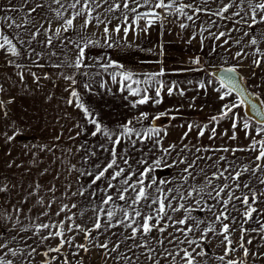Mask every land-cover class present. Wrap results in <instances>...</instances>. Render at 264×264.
Here are the masks:
<instances>
[{
    "label": "crops",
    "instance_id": "obj_1",
    "mask_svg": "<svg viewBox=\"0 0 264 264\" xmlns=\"http://www.w3.org/2000/svg\"><path fill=\"white\" fill-rule=\"evenodd\" d=\"M35 1L43 2V0ZM129 2L131 4V0H129ZM140 2L142 4L143 0H140ZM155 2H157V0H151L150 5L138 7L137 12L135 13L123 8V0H108L107 3H102V6L97 8L93 12V16L99 14L101 19L110 20V30L116 25L121 26V32L118 34L113 32L111 34V40L107 42L104 39L103 25H100V27L97 28L94 26L95 22H93V25H90L86 31H83L79 28V25L83 22V18H80L76 22V29L74 31L72 30L70 35L66 37L69 41L72 42V45H74V51H72L75 53L74 61H76L77 56L79 55L76 45L79 44L81 47H84L85 44L88 45L84 49V61H88V65H90L89 69L87 68L86 70H81V72H79V69H76L74 66H72L74 64V62L72 63V58H66L67 61L69 60V63L67 62V64H64V66L62 63L60 64V66L59 64H56V67L51 68L49 75L56 77V81H58V84H54L53 89L54 91L60 92L65 91L66 88H73L74 86L69 80L64 79L65 76H74V79L76 81L79 76L84 74L92 76L101 75L102 81L105 84L104 86L106 88V91L109 92L106 97V101L109 102L111 99L115 100L112 97L113 95L111 94L117 93L119 98L121 96L124 97L125 100L123 102V109L126 111L128 91L126 90V88H123L122 85L130 82L123 81L122 75L131 74L133 80H138L140 82L139 84H134L133 87L139 88L141 90V95L146 93L149 97H152L147 103L139 104L136 106L138 107V109L135 110V116L140 117L141 113H146L148 116L147 121L149 120L150 123H153L152 117H154L155 112L160 111V104H157V106H155V99H160L162 103H169L174 106V104H176V101H178V97H181L180 99H182V95H180L181 92L184 93L185 91H189L190 95H192L194 91H199V89L201 88V84L204 85V87L202 88L203 92L206 93L208 97H210L209 99L204 98V100L199 101L198 103L192 102L190 100L186 101L187 103H193H190V108H192L191 106L200 108L199 116L201 117H199L198 121H191L188 118V114L187 116H185L186 118L179 121L184 125V128L187 131L189 124L195 125L191 132L188 131V136L199 141L200 143L204 142L202 147H199L197 146V144H195L191 147L188 146V149L184 150L188 152L194 151L193 158H195L189 161H196V163L193 165V168L190 170L193 172V176L188 177L187 181H185L184 177L188 174L182 173L183 176L178 179V174L180 173V170H178L180 167L179 164L177 167H173V173L170 174L169 181H167L166 183V186L170 189V192L168 191L166 195H168L169 199H171L173 207H178L179 204L183 203L188 208L192 209L190 213H186L183 209L179 212H173L169 209L168 215L171 216L173 220L184 218L186 215H190L192 217V219H189L187 221L186 225H176L175 227H186L194 225L197 221H200L198 227H196L192 233H189V238L199 241L201 237L200 229H205L209 225H214L217 230L221 228V225L219 223H215L214 213H218L222 209L223 205L217 204L216 200L211 199L207 193L212 190L213 186L219 187L224 183H228L234 187L232 181L225 180L224 178L212 179L211 185L208 184V180L213 177L214 173L218 175L219 171H222L224 168H229V170L232 171L230 166L233 164V162H235L236 170H240L245 166L254 167L256 163H259L258 161H255V156L258 154L257 152L245 150L237 151L235 152V154H233L231 149H249V145L252 144L253 141H260L261 139H264V134L257 135V132L261 129L262 126H264V123L259 124L253 119L249 118L244 112L243 104H241L240 107L233 109L235 116H233V113H229L227 117H224L223 119H220L218 121H213L210 119L211 117H219L221 114V109L224 107V105L227 104L231 106L232 103L240 101L237 95L233 92L224 100H221L220 95L222 94V92L226 91L227 88L225 87L222 89L220 87V82L216 78L212 79L210 77V73L219 69L235 67L236 71L240 74L242 81L246 85L248 91L259 99L264 110V23H257L252 28H248L246 24L235 23V21L238 20L239 17H232L230 19L222 20L216 16L207 15L204 12L194 15L191 10L186 8L185 12L188 15H193L194 18L193 20H188L186 16H182L179 13L177 21L179 25V31L175 32L174 30H168L169 27H164V23L166 22L162 20L161 17L167 15V12L175 10L176 7H179L181 4L187 3H192L194 8L199 6L209 8L212 12H215L222 6V3H228L229 0H209L207 4H205L204 0H165L166 3L173 4V7L170 9H156L152 7ZM116 3L121 4V7L119 9H117L115 12L107 11L109 6H114ZM237 4L238 6L230 9V12L240 10L248 12L246 4H239V0H237ZM132 6L135 7L136 5ZM28 8L29 7L24 4L23 10L28 11ZM56 8L57 6L55 5V9ZM44 10H48V8L46 7ZM146 11H155L159 15V17L163 11V16H161L159 19L150 18L153 19V23L150 27H146V21L144 19L139 20L136 24L132 23L138 13H144ZM125 16H127V21H125L124 19ZM25 17L26 14L23 12V18L25 19ZM247 18L248 17L246 16V19ZM257 19L259 20V16L257 17ZM213 21H215V24L212 23ZM250 22L251 21L249 20V23ZM181 23L187 25V27L181 29ZM124 27H128L129 29L127 37H125L123 32ZM204 29H209L212 33H218L220 31L229 33L228 36L223 38L228 39L229 43L223 45L222 47H218L217 45L222 44V40L215 41L211 38H208L209 31H205ZM245 32H247L248 35H244ZM253 39L257 41L255 45L251 43ZM90 41H96V43L92 44L90 43ZM201 41H203V43H201ZM33 42L34 43L32 44L35 45V41ZM64 42L65 40L63 38L59 39V48L62 51H64ZM32 44H27L25 48L23 47V51L25 52L23 53H28L30 58V55L32 54L29 52L32 50ZM109 44H111V47L108 46ZM213 49L215 50L213 51ZM53 50V48L50 49L48 47H39L38 53H40V55L37 58L39 60H45V56L49 54L51 55L53 53ZM67 50L68 49H65L66 52ZM238 51L242 53L240 57L236 56V53ZM129 52H137L155 56L157 61L155 69H150L152 65L149 64V66H145V70H140L143 63H134V61L137 60L127 59L125 55ZM164 54H166V57L163 56ZM176 54H179L182 59L189 60L190 65L188 68L174 70L176 69L174 68V64L177 61ZM197 60L198 63H194V61ZM255 60L261 61L259 66H256V64L254 63ZM148 63L149 62H147V64ZM109 64H111L112 66L105 69L104 66ZM164 64L165 66L167 65V67L170 68L165 70V68H163ZM41 66L42 63L40 62L38 68H40ZM128 66L138 67L135 68V70H139L130 71L127 69ZM47 69L45 68L42 70L40 68V70H38L39 77L46 76ZM160 73H163V75H160ZM113 75L116 76L115 81L112 79ZM157 88H160L159 97H156ZM168 88H171L173 90L172 95L168 94ZM40 90L41 89H39V91ZM41 92L42 90L40 91V93ZM40 96L41 98L43 97L42 95ZM67 99L68 98L66 97V100ZM134 99V101H136L140 99V96H134ZM59 113L61 115V111H59ZM62 120L65 124H72L69 117H66L65 120L63 117H61V124ZM170 122L171 121L169 119L166 122V125ZM234 122L237 124V127L235 129L232 127ZM138 123L142 124V120H138ZM245 123L248 124L247 129L244 128ZM205 125H207V128H205V135L199 136V129L203 128ZM212 128H215L216 135L212 139H209V137L212 136V132L210 131V129ZM233 133H235V139L231 138ZM224 138L229 140V145L225 147L230 149L228 152L217 150L223 149L221 145L217 144V142L207 144L208 141ZM60 139H67V137L66 135H62ZM60 139H57L58 141H56L55 147L57 146V149L61 151V154L63 156L68 155V151H63V146L65 145V143H63L64 141H60L59 144ZM122 139H125V136H123ZM196 148H201V151L196 152ZM257 148H259V144H257ZM180 149L181 148H176L175 151H179ZM204 149L209 150L207 151V153H205ZM175 151H173V153ZM72 153L73 151L70 152V155H72ZM61 154L58 155L62 156ZM221 156L225 157V159L220 160L219 158ZM197 157H202V159L197 160ZM208 157H211V159H208ZM172 160H175L174 157L172 158ZM39 167V175L37 177L35 176L32 179H25V181H21L18 178L20 176L16 175L12 180L2 181L1 184H6L7 189L13 187L22 189V191L17 190L12 192V194H15V197L22 196V194H24L23 197L27 196L28 198L24 197V199L19 200L22 213L19 212L16 217L6 215L8 208H0V235H33L36 225L40 223L52 224L61 221L64 223V225H66L65 236H73L78 234L79 231H67V227L69 225H71L74 229L77 225H79L77 224V222L73 221L74 219H68L69 215L73 213L71 208L69 209L68 207H66L65 211L60 212L58 216L56 215V213L59 212L62 207L67 206V201L62 202L58 209L52 208V203L47 199V180L45 178L47 167L42 165H40ZM55 168L62 171L63 168L66 167H62V165L59 164L56 165ZM69 168L72 169L70 166L67 170H69ZM232 174L234 175V172H232ZM228 175L229 173L226 172L225 176ZM257 177H259L260 179H264V173H261L259 171H257L256 175L244 173L241 177V181L254 186L253 190L259 192L264 190V185L259 184ZM22 182L26 183L24 184ZM193 186H195L197 189L202 190L199 191V193L194 192L193 198L181 200L180 196H187V192L191 191ZM29 193H32V195H29ZM244 194H249V189L244 188L243 184H241L240 188L235 191V195L242 196ZM214 195L215 193L213 192V196ZM173 197H175V199H172ZM221 197L223 199H227V196L224 193L221 194ZM197 200H200L199 206L196 203ZM38 201L41 202L38 203ZM17 202L18 201L15 200L16 207H18ZM25 203L28 204L24 205ZM3 204L5 205V203ZM49 204L51 205L50 208L47 207V205ZM233 204H235L236 209L239 210L233 209ZM209 206H212V211L208 210ZM253 207L257 209V212L253 213L252 219L247 223H242L244 219V205L237 200H233L229 203V212L231 213L232 217L236 218V220L235 223H232L231 220L224 221V223H229L230 227L234 229V231L231 232V239L233 240V246L236 248V251L233 252L230 257H226V260L233 259L237 261H243V264H264V238H262L264 237V232L251 231L254 229H259L261 223H264V196H259L258 202L253 205ZM201 208H203V210H200ZM9 209L13 210L12 207H10ZM45 212H47L48 215H43V213ZM51 213H53V215ZM151 214L155 215V212H151ZM51 219L54 220V222H52ZM166 223L171 224L172 221H166ZM241 226H243V228L245 229L250 230L247 232L244 238L245 247L249 249L250 253L248 257L243 256V249L239 247ZM22 227L29 230L27 232L18 231ZM48 231L54 232L56 231V229H46L43 233L37 235H46ZM168 232H172L176 238L178 236H181L180 239L177 238V244L179 240L185 239L181 232L175 231V228H168L166 236ZM248 239L252 240V244L249 245L246 243ZM222 240V236L214 235L213 233L208 234V238L203 245L208 255L202 259L201 264H222V262L217 259V257L224 254V245L221 243ZM32 245L33 247H35V244ZM43 245L46 246V241L38 244V247ZM178 246L182 248L188 247L187 244H178ZM167 248L169 250H173V245L169 244ZM13 249L17 250L15 249V247ZM18 250H21L20 256L29 257L27 255V250L29 249H27L25 246L24 248ZM197 251H199V249H197ZM258 252L262 253L263 259H259L260 257L257 258L259 254ZM38 255H40V259H42V257L44 256L43 252ZM32 257L36 258V255L33 254ZM12 258L13 257H11V255H8L6 257V259ZM169 258L171 259V257ZM169 258L165 259V262L160 258L157 259L160 260V264H171V260H169ZM197 259L200 258L198 257ZM178 264H183V261H179V258Z\"/></svg>",
    "mask_w": 264,
    "mask_h": 264
},
{
    "label": "rangeland",
    "instance_id": "obj_2",
    "mask_svg": "<svg viewBox=\"0 0 264 264\" xmlns=\"http://www.w3.org/2000/svg\"><path fill=\"white\" fill-rule=\"evenodd\" d=\"M35 2L36 1L33 0V3ZM70 2L71 0H66V3ZM24 4V0H0V16H13L16 18L17 23L23 25L24 21L28 18V11L23 10ZM26 6L29 7L27 4ZM14 7L22 9L23 11H11ZM52 9V11L44 10L41 16H36L35 13L32 15L36 17L37 21H40L43 16L51 19L53 21L54 31V28L58 27L61 21L55 16V4H52ZM71 11L72 10L69 9L67 12H64V15L67 16ZM23 12L26 14L25 19L23 18ZM161 14L160 17L163 16V11ZM178 14L179 13L175 10H172L167 12V15L161 17L162 20L166 22L164 23V27H169L168 30H174L175 32L179 31V25L177 23ZM47 26V23H45V27ZM41 31L43 33V29ZM71 31L72 30H69L66 33L62 32L60 37L53 36L52 46H46L44 43L46 41V36L42 34L38 37L41 43L35 41V45L32 44V50L29 52L32 54L30 58L28 53L24 54L25 52L23 51V47L25 48L27 43H21V38H23L24 41L29 39V33L25 31V28H9L6 22H0V34L8 35L13 43L18 46V51L21 52L20 56L12 57L7 55L3 50H0V89H2L0 90V101L4 103V107L0 108V186H3V184H1L2 181L12 180L16 175L20 176L18 178L21 181L32 179L35 176L37 177L39 175V166H46L47 172L45 173V178L47 180V199L52 203V208L58 209L62 202L67 201V207L69 209L71 208L73 211V213L69 215L71 220L74 219L73 221L77 222L81 228H92L98 216L101 218L102 225L104 220L107 219L106 213L100 212L99 209H108L112 206L103 204V199L106 197L105 190L109 182L116 186L108 190V194H111L115 200L116 218L119 219L123 216L120 208L124 206V202L117 198V189L124 187V185L118 183V181L122 180L124 177L122 176L117 180H111L110 177V174L118 170L119 167L125 169V175H131L132 173L138 174L146 167V165L140 163L142 160L151 162L163 156L169 164H172L173 157L175 160L178 159L177 152L179 151H175L170 157L164 156V153L160 150L161 147H168L173 144L177 146L176 148H183L184 144L190 147L195 144L199 147L203 146L204 142L200 143L190 136L181 140L183 134L188 131L179 121L186 118L185 116L188 114L189 120L198 121L199 117H201L199 116L200 108L193 106L190 108L189 105L190 103L193 104L192 102L198 103L204 100V98L209 99L210 97L203 92L202 88H200L199 91H194L192 95H190L189 91H185L182 95L183 100L180 99L181 97H178V101H176L174 106L169 103H159L160 111H156L154 117L160 113H167L162 116L161 119L153 120L152 117L153 123H150V121L146 119L142 120V124H140L138 123L139 117L135 116V110L138 109V107L132 106L133 102H135L134 96L127 93L128 101L126 102L127 109L125 111L123 109V102L125 99L122 96L119 98L117 93H110L115 100L111 99L109 102L106 101L109 92L106 91L101 75L92 76L84 74L79 76L73 88L80 94L82 102L89 107L96 115L97 119L102 122V127H107L110 132L113 133V139H115V135L122 132L121 125L126 124L129 120L132 121L130 127L133 128V135L130 139L125 136V139H122L119 145H115L119 153L117 158L118 167L109 169V172L105 174L104 178L93 184L92 180L94 175L101 171L103 167L111 161L112 155L110 150L114 145L102 134H97L96 136L91 135L95 130V126L88 123V120L80 109L76 108L74 105L66 104V97H70V90L72 88H69V91H54L53 86L56 83L58 84V81H56V77L49 75L51 68L56 67V64L60 66L62 63L64 66L67 62L69 63V60L67 61L69 58H72V63L75 62V53L72 52L74 51V45H72V42L66 37L70 35ZM48 35H53V32H49ZM65 37L67 39H64ZM60 38L65 40L63 43L64 51L59 48ZM39 47L53 48L54 50L52 52L55 53V55L49 54L45 56L46 58L44 57L45 60H39L36 55ZM33 49H35V51H33ZM65 49H68L67 52ZM179 54H176L177 61L174 64V68H176L174 70L186 69L190 65L189 60L182 59ZM148 56L154 58L155 62L151 60L146 61V64H143L140 70H145V66H149V64L152 65H150V69H155L157 63L155 56L149 54ZM163 56L166 57V54ZM9 61H13V63ZM33 61H36V63H33ZM40 62L42 63L40 67L42 70L48 68L47 75L43 77H39L38 75ZM147 62L149 63L147 64ZM17 65H19V67H17ZM89 67L88 61H83V65L79 69V72L87 68L89 69ZM135 68L138 67H127L130 71L139 70H135ZM163 68L167 70L170 67L164 64ZM31 73L37 74L39 77L38 82L34 81ZM21 74L24 77L23 81L20 79ZM210 77L215 79L212 73H210ZM86 83L91 84L90 91L84 87ZM101 85H103V87H101ZM39 89L42 90L41 93ZM39 94L44 98H41ZM187 100L192 102L187 103ZM9 101H11V103H9ZM155 106H157L156 103ZM59 111H61V115ZM5 113H7V115H5ZM60 116L63 117L64 120L66 117H69L72 124H65L63 120L61 124ZM173 117L175 118L173 119ZM169 119L171 122L166 125ZM150 128L162 130L160 133L161 145H156L154 140H145L144 143L139 142V138H137L135 133H144ZM164 132H167V135H164ZM62 135H66L67 137V139H62L64 141L63 143H65L63 151H68V155L64 156L61 154V151L57 149V146L55 147L56 141H58L57 139H60ZM9 136H14V139L8 141L7 137ZM62 140H59V144ZM133 141H136L135 146H133ZM216 142L218 145H221L222 148L229 145V140L225 138L208 141L207 144ZM69 151H73L72 155H70ZM205 153H207V151H205ZM193 155L194 151H183L180 153V157H186L188 161L195 158H193ZM125 160L128 161L127 164L124 163ZM59 164L66 168H63L62 171L57 170L55 166ZM70 166L72 169L69 168V170H67ZM185 166L184 164H180L178 179L183 176L182 173L184 172H182L181 169ZM87 173H92L93 175H88ZM172 173L173 167H165L162 164L151 173V176L155 177L157 182L163 180L167 183ZM136 179L137 175H133L132 180L135 181ZM145 183H149V181L146 180ZM166 183L159 185V188L163 190L164 194H167L168 191L170 192ZM156 187L157 186L154 185L153 188L149 189L153 197L159 195L156 191ZM17 190L22 191V189L13 187L0 193V208H8L6 215L11 217H16L19 214L16 212V207H14L15 200L18 201V208L21 209L19 200L25 197H23L24 194L15 197V194H12V192ZM25 198L28 197L26 196ZM3 203H5V205ZM146 203L151 205V200ZM27 204L28 203H25L24 205ZM10 207H12L13 210H10ZM136 207L142 209L143 214H149L154 212L157 205L145 207L144 203H142ZM128 210L130 213L132 212V209ZM51 214L53 215V213ZM51 221L54 222L52 219ZM161 223H166V220L161 221ZM129 231L130 230L125 231L122 226L110 228L108 230H105L102 226L100 230L94 231L91 234L92 237L96 239L90 238L87 241L85 240L84 232L79 231L76 235L65 236V238L74 237L73 245L69 246L66 244L65 247L61 249L60 253L51 252L48 257L43 256V260L39 258L40 255L38 254L46 252L49 247H56L59 244V238L46 240V246L43 245L40 247H38V244L41 243L39 235H0V239L8 243L11 248L15 247V249H17L18 255L12 258L15 260L16 264H63L65 259L69 261V264H125L123 259L118 258L120 252L125 251L124 244H121L117 252H111L109 250L114 246L113 242L122 240L123 236L127 235ZM113 233H117V235H113ZM152 235L162 238V235L155 231ZM13 236L16 237L15 241L11 240ZM21 236L30 237L27 239L28 245L35 244L36 253L34 254L36 258L32 256H20L21 250L18 249L24 248L25 246V242L20 239ZM163 236H166V232ZM177 238L180 239L181 236ZM105 242H108V249L96 246L97 244ZM128 243L131 244L132 242L128 241ZM150 243L153 248L160 247L154 240L150 241ZM77 244H86L88 251L85 252L82 249H78L75 246ZM165 245H169L167 241H165ZM27 251H30V249ZM135 251L137 255H139L141 252L145 251V249L137 248ZM73 252L78 253V255H73ZM258 253L257 258L260 257L259 259H263L262 253ZM128 255H131V253H128ZM51 257L58 258L53 260L50 259ZM157 258L165 262L163 249H161V254L158 255ZM38 259L39 262L41 261L40 263ZM169 260L171 259L169 258ZM136 264H152V262L147 261L144 256H140Z\"/></svg>",
    "mask_w": 264,
    "mask_h": 264
},
{
    "label": "snow or ice",
    "instance_id": "obj_3",
    "mask_svg": "<svg viewBox=\"0 0 264 264\" xmlns=\"http://www.w3.org/2000/svg\"><path fill=\"white\" fill-rule=\"evenodd\" d=\"M25 4L29 5L28 12H27V19L24 21V24L17 23V20L13 16H0V22H6L7 26L9 28H21L24 27L25 31L29 33V39L27 41H24L23 38H21V43H27L29 45L32 44L33 41H36L37 43H41V41L38 40V37L42 34L46 36V41L44 42L46 46H52L53 45V36L60 37L62 32H68L69 30H75L77 27L76 22L83 18V22L79 25V28L83 31H86L90 25H93V22H95V27L99 28L100 25H103V33H104V39L105 41L111 40V34L114 33H120L121 32V26L116 25L114 28L110 30L109 24L111 23L110 20L107 19H101L99 14L96 16H93V12L102 6V3H107L108 0H71L70 3H66V0H43V2H35L33 3V0H24ZM205 4L209 2V0H204ZM52 4H55L57 6L55 11L56 18L61 21L60 25L58 27L54 28L53 31V21L49 19L46 16H43L40 21L36 20V17L32 14L35 13L36 16H41V13L44 11V9L47 7L48 10L52 11ZM151 0H143V3L141 4L140 0H131V4L129 0H123V8L127 9L131 12H137V8L140 6L150 5ZM239 4H246L248 12H245L244 10L230 12V9L237 7V0H229L228 3H222V6L215 12H212L209 8L204 7H193L192 3L187 4H181L179 7H176L175 11L177 13H180L182 16H186L188 20H193V15H188L185 12V9H189L193 12L194 15L199 14L201 12H204L207 15L210 16H216L219 19H230L232 17H239L238 20L235 21V23H243L246 24L248 28H252L257 23H264V0H239ZM132 5H136L133 7ZM79 6V7H78ZM121 7V4L116 3L114 6H109L107 11L109 12H115L117 9ZM152 7L156 9L164 8V9H170L173 7L172 3H166L165 0H157V2L152 5ZM69 9L72 11L69 12L67 16L64 15V12H67ZM11 11H23L19 8H12ZM250 13V15H249ZM227 14V15H226ZM246 16L248 17L246 19ZM259 16V20L257 17ZM159 19V15L155 11H146L144 13H138L136 15V18L132 21L133 24H136L139 20L144 19L146 21V27H150L153 23V19ZM125 21H127V16L124 17ZM249 20L251 21L249 23ZM45 23H47V27H45ZM215 24V21L212 22ZM181 29L187 27V25L181 23L180 25ZM43 29V33L42 30ZM146 30V29H145ZM205 31H209V37L215 41H221L222 44L217 45L218 47H222L223 45H226L229 43L228 39H223L226 36L229 35V33H226L224 31H220L218 33H212L209 29H204ZM239 30V29H237ZM128 27L123 28V32L125 37H127L128 34ZM49 32H53V35H48ZM244 35H248L247 32L244 33ZM64 39H67L66 37ZM90 43L95 44L96 41H90ZM203 43V41H201ZM253 45L257 43L255 39L251 41ZM78 48L79 55L77 56L76 61L72 66H74L76 69H80L83 65L84 57H85V47L88 45L85 44L84 47H81L79 44L76 45ZM111 47V44L108 45ZM0 50H3L7 55H10L12 57H17L21 55V52L18 51L17 46L13 43L12 39L9 38L8 35L0 34ZM215 49H213L214 51ZM35 51V49H33ZM55 55V53H52ZM37 56L40 55V53H36ZM242 53L238 51L236 53L237 57H240ZM10 63H13V61H9ZM33 63H36V61H33ZM194 63H198L197 61H194ZM254 63L256 66H259L261 61L255 60ZM112 65H105V69L107 67H111ZM19 67V65H17ZM236 73L235 67H230L224 70V75L220 78V87L223 89L227 85V90L222 92L220 95V99L224 100L227 96L231 95V93L235 90H237L238 85L234 80V75ZM31 75L34 78V81L39 80V77L36 73H31ZM160 75H163V73H160ZM47 78V77H45ZM21 81H23L24 77L21 74L20 75ZM64 79L69 80L72 85H75L76 81L73 76L68 75L65 76ZM112 79L115 81L116 76L113 75ZM122 80L130 83H126L122 85L123 88H126L129 95L131 96H140V99L133 102L132 106L136 107L139 104H145L151 99L146 93L141 95V90L139 88H134V84H139L140 82L138 80H133V77L131 74H123ZM86 89L89 91L91 90V84L86 83L84 85ZM103 87V85H101ZM201 88L204 87L203 84L200 85ZM2 90V89H0ZM66 91H69V89H65ZM168 94L172 95L173 90L171 88H168ZM184 93L181 92L180 95H183ZM160 96V88H157L156 90V97ZM245 101L242 99L238 102L232 103L231 106L224 105V107L221 109V114L219 117H211L210 119L213 121H218L220 119H223L224 117H227L229 113H233V116H235V113L233 112L234 108L240 107L242 103ZM11 103V101H9ZM154 103L159 104L161 103L160 99H155ZM67 104L74 105L76 108L80 109L83 113L85 118L88 120L89 124H92L95 126V130L91 133L92 136H96L97 134H102L103 136L107 137L114 147L110 150L112 159L109 163L106 164L105 167L101 171H99L97 174L94 175V178L92 180V183L95 184L97 181L101 180L105 177V174L109 172V169H113L117 166V158L119 156V153L115 147V145H119L121 143L122 137L127 136L129 139L133 135V128L130 127L132 124V121L129 120L126 124L121 125L122 132L120 134L115 135V139H113V133L110 132V130L107 127H102V122L99 121L96 117V115L93 113V111L87 107L81 100L80 94L75 90V88H72L70 90V97L67 99ZM4 107L3 101H0V108ZM167 113H160L159 115L153 117V120H159L162 116L166 115ZM7 115V113H5ZM175 117H173L174 119ZM148 119V116L146 113H141L138 120H146ZM79 126V125H78ZM195 127L193 124L188 125V131L191 132L192 129ZM232 127L235 129L237 127V124L234 122ZM205 128H207V125H205L203 128L199 129V136L205 135ZM244 128H248V124H244ZM161 129L158 128H150L148 131L144 133L136 132L135 135L137 138H139L140 143H144L145 140H154V143L156 145H161L162 141L160 138ZM212 132V136L209 137V139H212L216 135L215 128L210 129ZM264 134V126L261 127V129L257 132V135ZM164 135H167V132H164ZM188 137V132H185L183 136L181 137V140H184ZM232 139H235V133H233ZM14 139V136L7 137L8 141H11ZM136 141H133V146H135ZM257 144H259V148H257ZM176 145H169L168 147H161L162 153H164V156H171L173 151L176 150ZM185 149H188V145L184 144L183 148L177 152L178 159L174 160L172 164H169L167 160L164 159L162 156L161 158L155 159L154 161H147L142 160L140 161L141 164L146 165L138 174L132 173L131 175H125V169L122 167H119L118 170L114 171V173L110 174L111 180H117L120 177H124L122 180H119L118 183L121 185H124V187L117 189V198L120 201L124 202V206L120 208V211L123 213L122 218L117 219L116 218V209H115V200L114 197L111 194H108L109 189H113L116 186L112 183H108L106 192V197L103 199V204L105 205H112L108 209H99L100 212H105L107 219L104 220L103 225L101 223V218L98 216L96 220L94 221V226L92 228H81L79 225L75 227V229L69 225L67 227L68 232L72 231H83L85 240L88 239H96L95 237H92V232L100 230L102 226L105 228V230H108L110 228L114 227H123L125 231H128L127 235L123 236V239L119 242H113L114 246L109 250L111 252H117L118 249H120L121 244L125 245V251L120 252L119 259H123L125 261V264H136V262L140 259V256H144L147 261H151L152 264H160V260L157 259V256L161 254V249H163L164 259H168L171 257V264H178V258L179 261H183V264H201L202 259L208 255V253L205 251L203 245L205 241L208 238L209 233H213L214 235L222 236L223 240L221 243L224 245V254L217 257L218 260L222 262V264H243V261H237L233 259H225L226 257H230L233 252L236 251V248L233 246V240L231 239V232L234 231L230 227L229 223H224V221L231 220L232 223H235L236 218L231 216V213L229 212V203L233 200L240 201L244 205L243 210V222L247 223L249 220L252 219L253 213L257 212V209L253 207L258 202L259 196H264V190L262 191H255L253 190L252 185L249 183H245L241 181V177L244 173H250L251 175H256L257 171L264 173V139H261L260 141H253L252 144L249 145V149H243V148H234L231 149L232 153L235 154L237 151H245V150H251L254 152H257L258 154L255 156V161H258L259 163H256L254 167L245 166L242 167L240 170L235 169V162L230 166L232 171L229 170V168H224L222 171H219V174L216 175L213 174V177L208 180V184L211 185L212 179H220L224 178L225 180H230L233 182L234 187L228 183H224L222 186L219 187H212V190L209 191L207 194L211 199L216 200L217 204L223 205L222 209L218 213H214L215 215V223H219L221 225V228L217 230L214 225H209L205 229H200L201 237L200 240L197 241L195 239L189 238V233H192L196 227H198V224L200 221H197L196 224L186 226V227H175L176 225L184 226L186 225L187 221L189 219H192L190 215H186L184 218L173 220L171 216L168 215V210L170 209L173 212H179L182 209L186 213H190L192 209L188 208L185 204L181 203L178 207H173L171 199H169V196L164 194L163 190L159 188L160 184L166 183V181H159L155 179V177L151 176V173L156 170V168L160 167L162 164L165 167H175L179 164L186 165L183 169H181L182 172L187 173L188 175L184 177V180L187 181L188 177L193 176V172L190 171L193 168V165L196 163V161L189 162L186 157H180V153L183 152ZM209 149H204V151H208ZM220 151L228 152L230 149L223 148V149H217ZM201 148H196V152H200ZM197 160L202 159V157H197ZM208 159H211V157H208ZM220 160H224L225 157L221 156L219 158ZM125 164L128 163L127 160L124 161ZM218 163V161H217ZM203 171V170H201ZM228 172L229 175L225 176V173ZM234 172V175L232 174ZM88 175H93L92 173H87ZM137 175V179L135 181L132 180V176ZM194 178V177H193ZM259 184L264 185V179H260L257 177ZM148 180L149 183H145V181ZM241 184H243V187L246 189H249V194H244L242 196H236L235 191L240 188ZM156 185V191L159 193L158 196L153 197L152 193L149 191V189L153 188V186ZM39 187V186H37ZM7 185L0 186V193H3L7 191ZM202 189H197L195 186L192 187L191 191L187 192V196H180L181 200H187L189 198H193V193H199ZM227 190V191H226ZM213 192L215 195L213 196ZM224 193L227 196V199H223L221 197V194ZM127 194V195H126ZM29 195H32V193H29ZM172 199H175L173 197ZM151 200V205H157V207L154 209L155 215L149 213V214H143L142 209L137 208V205H141L144 203L145 207H151V205H148L146 202ZM167 201V203H166ZM41 201H38L40 203ZM197 205H200V200L196 201ZM16 207V206H14ZM47 207H51V205H47ZM67 206H64L60 209L59 212L56 213V215H59L60 212L65 211V208ZM233 209H236L235 204L232 205ZM128 209H132V212L130 213ZM200 210H203L201 208ZM209 211H212V206L208 207ZM21 211L20 208L16 207V212L19 213ZM43 215H48L47 212L43 213ZM68 219H71V217H68ZM172 221L171 224L164 223L162 224L161 221ZM115 221V222H114ZM175 228L176 232H181L185 239L179 240L178 244L183 245L187 244V248L179 247L177 244V238L174 236L172 232H168L167 236H163L165 232H167L168 228ZM55 228L56 231H48L46 235H41L40 239L41 242L59 238V244L52 248L49 247L46 252L43 253L44 256L48 257L49 253L55 252L60 253L61 249L65 247V245H73L74 237L72 238H65V225L61 222L56 223H40L35 226V230L33 232V235L41 234L46 229H53ZM29 229L27 228H20L18 231L20 232H27ZM158 232L162 235V238H157L156 236H153V232ZM241 237H240V244L239 247L243 249V256L248 257L249 256V249L245 247V235L247 234L248 229L243 228L241 226ZM251 231H259L264 232V223H261L259 229H254ZM113 235H117V233H113ZM122 235V234H121ZM30 237H24L21 236L20 239L25 242V247L30 249V251L27 252L28 256H32L34 253H36V248L32 245L27 244V239ZM264 238V237H262ZM12 241L16 240V237H11ZM155 240L156 244L160 247L153 248L151 246L150 241ZM128 241H131L132 243L129 244ZM165 241H167L168 244L173 245V250H169L167 246L165 245ZM247 244H252V240L248 239L246 241ZM78 249H82L83 251L87 252L88 248L86 244H77L75 245ZM97 247L108 249V242L97 244ZM145 249V251L141 252L139 255H137L135 249ZM199 249V251H197ZM128 253H131V255H128ZM11 255V257H16L18 255L17 251L14 250L9 246L8 243H5L3 239H0V264H16L14 259H6L8 255ZM73 255H78V253L73 252ZM255 255V254H253ZM200 259H197V258ZM58 257H51L50 259H57ZM63 264H69V261L65 259L63 261Z\"/></svg>",
    "mask_w": 264,
    "mask_h": 264
},
{
    "label": "water",
    "instance_id": "obj_4",
    "mask_svg": "<svg viewBox=\"0 0 264 264\" xmlns=\"http://www.w3.org/2000/svg\"><path fill=\"white\" fill-rule=\"evenodd\" d=\"M224 69H219L212 72V76L215 77L219 82L220 78L224 75ZM234 75V80L238 85L237 90L233 91L239 98V100H244L245 102L242 103L244 107L245 114L253 119L255 122L259 124L264 123V110L262 104L260 103L259 99L255 97L251 92L248 91L246 85L242 81L240 74L236 71ZM227 88V85H226Z\"/></svg>",
    "mask_w": 264,
    "mask_h": 264
},
{
    "label": "trees",
    "instance_id": "obj_5",
    "mask_svg": "<svg viewBox=\"0 0 264 264\" xmlns=\"http://www.w3.org/2000/svg\"><path fill=\"white\" fill-rule=\"evenodd\" d=\"M125 56L127 57V59L137 60V61H134V63H137V62L140 63V62H142L143 64H145L146 61H148V60H151V61H154L155 62L154 58L149 57L148 55H144V54H141V53H137V52H129V53H126Z\"/></svg>",
    "mask_w": 264,
    "mask_h": 264
}]
</instances>
